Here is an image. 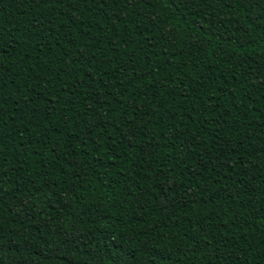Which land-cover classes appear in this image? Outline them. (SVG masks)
Returning a JSON list of instances; mask_svg holds the SVG:
<instances>
[{
  "label": "trees",
  "instance_id": "trees-1",
  "mask_svg": "<svg viewBox=\"0 0 264 264\" xmlns=\"http://www.w3.org/2000/svg\"><path fill=\"white\" fill-rule=\"evenodd\" d=\"M0 264H264V0H0Z\"/></svg>",
  "mask_w": 264,
  "mask_h": 264
}]
</instances>
